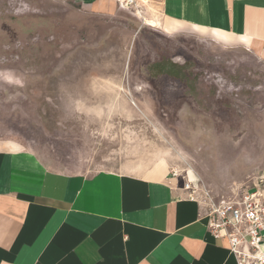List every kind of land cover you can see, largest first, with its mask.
Wrapping results in <instances>:
<instances>
[{
  "label": "rangeland",
  "instance_id": "1",
  "mask_svg": "<svg viewBox=\"0 0 264 264\" xmlns=\"http://www.w3.org/2000/svg\"><path fill=\"white\" fill-rule=\"evenodd\" d=\"M218 42L159 0H0V145L66 173L163 164L207 212L264 194V60Z\"/></svg>",
  "mask_w": 264,
  "mask_h": 264
},
{
  "label": "crops",
  "instance_id": "2",
  "mask_svg": "<svg viewBox=\"0 0 264 264\" xmlns=\"http://www.w3.org/2000/svg\"><path fill=\"white\" fill-rule=\"evenodd\" d=\"M159 8L167 21L264 60V0H159ZM173 176L165 166L153 175L66 173L0 145V264H238Z\"/></svg>",
  "mask_w": 264,
  "mask_h": 264
},
{
  "label": "built area",
  "instance_id": "3",
  "mask_svg": "<svg viewBox=\"0 0 264 264\" xmlns=\"http://www.w3.org/2000/svg\"><path fill=\"white\" fill-rule=\"evenodd\" d=\"M131 1V0H129ZM189 186L185 185L184 189ZM190 196V195H189ZM192 197V196H190ZM207 228L215 237H225L241 264L250 249L264 254V194L245 191L238 199L221 202L207 212Z\"/></svg>",
  "mask_w": 264,
  "mask_h": 264
},
{
  "label": "bare ground",
  "instance_id": "4",
  "mask_svg": "<svg viewBox=\"0 0 264 264\" xmlns=\"http://www.w3.org/2000/svg\"><path fill=\"white\" fill-rule=\"evenodd\" d=\"M143 22L145 23V24H148V25H155V22L153 21V20H149V19H146V18H144L143 19ZM164 165L163 164H161V166L159 167V168H161V167H163ZM158 168V169H159ZM259 253V252H258ZM250 255V254H249ZM262 255H264V254H262ZM259 256H260V254H259Z\"/></svg>",
  "mask_w": 264,
  "mask_h": 264
}]
</instances>
